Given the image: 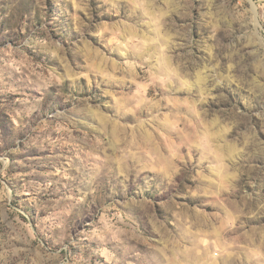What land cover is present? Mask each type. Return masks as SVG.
<instances>
[{
    "label": "rangeland",
    "instance_id": "374dc122",
    "mask_svg": "<svg viewBox=\"0 0 264 264\" xmlns=\"http://www.w3.org/2000/svg\"><path fill=\"white\" fill-rule=\"evenodd\" d=\"M0 264H264V0H0Z\"/></svg>",
    "mask_w": 264,
    "mask_h": 264
}]
</instances>
